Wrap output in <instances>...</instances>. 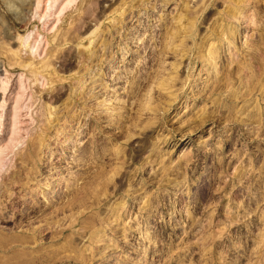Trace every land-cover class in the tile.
Segmentation results:
<instances>
[{"label":"rangeland","instance_id":"1","mask_svg":"<svg viewBox=\"0 0 264 264\" xmlns=\"http://www.w3.org/2000/svg\"><path fill=\"white\" fill-rule=\"evenodd\" d=\"M0 264H264V0H0Z\"/></svg>","mask_w":264,"mask_h":264},{"label":"bare ground","instance_id":"2","mask_svg":"<svg viewBox=\"0 0 264 264\" xmlns=\"http://www.w3.org/2000/svg\"><path fill=\"white\" fill-rule=\"evenodd\" d=\"M51 1H53L55 4L59 1V0H51ZM52 3V2H51Z\"/></svg>","mask_w":264,"mask_h":264}]
</instances>
